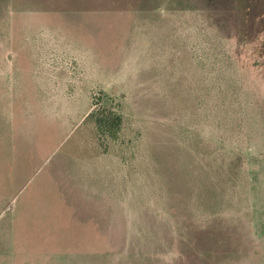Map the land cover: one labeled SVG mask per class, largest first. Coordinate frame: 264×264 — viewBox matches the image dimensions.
<instances>
[{"label": "rangeland", "instance_id": "1", "mask_svg": "<svg viewBox=\"0 0 264 264\" xmlns=\"http://www.w3.org/2000/svg\"><path fill=\"white\" fill-rule=\"evenodd\" d=\"M0 264H264V0H0Z\"/></svg>", "mask_w": 264, "mask_h": 264}, {"label": "trees", "instance_id": "2", "mask_svg": "<svg viewBox=\"0 0 264 264\" xmlns=\"http://www.w3.org/2000/svg\"><path fill=\"white\" fill-rule=\"evenodd\" d=\"M217 3V0H216ZM89 117L93 120L98 134L110 140H115L122 128V116L112 109L97 108Z\"/></svg>", "mask_w": 264, "mask_h": 264}, {"label": "crops", "instance_id": "3", "mask_svg": "<svg viewBox=\"0 0 264 264\" xmlns=\"http://www.w3.org/2000/svg\"><path fill=\"white\" fill-rule=\"evenodd\" d=\"M58 182V181H57ZM68 184V183H67Z\"/></svg>", "mask_w": 264, "mask_h": 264}]
</instances>
